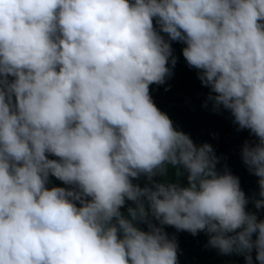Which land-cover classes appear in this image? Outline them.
<instances>
[{"label": "clouds", "instance_id": "clouds-1", "mask_svg": "<svg viewBox=\"0 0 264 264\" xmlns=\"http://www.w3.org/2000/svg\"><path fill=\"white\" fill-rule=\"evenodd\" d=\"M173 41L254 136L258 197L153 101ZM262 208L264 0H0V264H178L164 225L264 264Z\"/></svg>", "mask_w": 264, "mask_h": 264}, {"label": "trees", "instance_id": "trees-1", "mask_svg": "<svg viewBox=\"0 0 264 264\" xmlns=\"http://www.w3.org/2000/svg\"><path fill=\"white\" fill-rule=\"evenodd\" d=\"M183 43L173 41V54L177 57L173 67L172 75L166 78L164 84H151L150 94L156 105L165 111L172 119L174 125L187 132L194 142L207 141L215 149L219 160L217 169L230 170L240 178V186L249 197L254 194L258 197L257 177L249 171L241 159L240 149L243 142L254 139L248 129H238L233 123L232 116L227 109L214 110L211 101H206L209 91L207 86L201 84L197 77V69L187 65L183 55ZM51 155V154H49ZM54 158V157H53ZM170 179H179L184 182V177H177L172 166L168 168ZM157 176L155 179H163ZM143 186L147 181L144 176L134 179ZM51 184H63L55 177H50ZM132 201H126L121 211H126ZM249 210L257 211L251 199L247 205ZM258 217L264 218V208L258 210ZM154 223L158 221L153 220ZM142 228H147L146 223H140ZM166 233L174 236L178 248V264H245L243 254H222L218 249L208 246V233L199 231L195 235L186 230H177L172 225H164ZM253 260L255 261V249H253ZM258 264V262H255Z\"/></svg>", "mask_w": 264, "mask_h": 264}]
</instances>
